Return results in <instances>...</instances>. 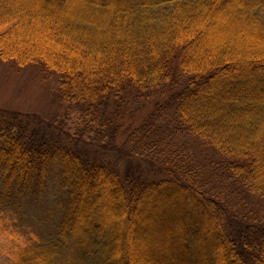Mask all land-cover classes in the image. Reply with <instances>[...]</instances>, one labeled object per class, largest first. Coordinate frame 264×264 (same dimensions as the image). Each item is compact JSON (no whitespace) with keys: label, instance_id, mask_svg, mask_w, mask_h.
<instances>
[{"label":"trees","instance_id":"16d2710c","mask_svg":"<svg viewBox=\"0 0 264 264\" xmlns=\"http://www.w3.org/2000/svg\"><path fill=\"white\" fill-rule=\"evenodd\" d=\"M0 61L126 159L0 109V222L53 220L6 264H264V0H0Z\"/></svg>","mask_w":264,"mask_h":264},{"label":"rangeland","instance_id":"374dc122","mask_svg":"<svg viewBox=\"0 0 264 264\" xmlns=\"http://www.w3.org/2000/svg\"><path fill=\"white\" fill-rule=\"evenodd\" d=\"M53 84V80L44 78L36 66L19 68L13 63L0 61V109L16 110L28 116L31 126L37 128L40 123L51 134L49 138L72 146L74 151L78 149L88 155L99 152L124 168L126 159L111 148H104L102 134L87 129L78 112L54 100ZM49 206L50 203L44 201L35 205L29 214L8 216L7 222H0V264L9 262L23 244L36 243L46 236L47 231L51 232L48 229L53 220L44 221Z\"/></svg>","mask_w":264,"mask_h":264}]
</instances>
